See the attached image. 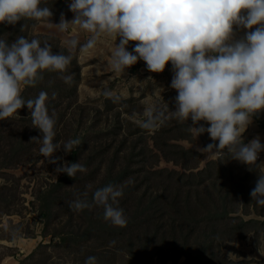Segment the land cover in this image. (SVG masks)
Returning <instances> with one entry per match:
<instances>
[{
  "label": "rangeland",
  "instance_id": "obj_1",
  "mask_svg": "<svg viewBox=\"0 0 264 264\" xmlns=\"http://www.w3.org/2000/svg\"><path fill=\"white\" fill-rule=\"evenodd\" d=\"M70 3L71 0H42L41 6L51 8V18L0 24V27L7 26L0 38L9 43L18 36L36 38L41 46L45 41L51 44L54 54H71L72 61H76L64 73L74 74L70 85L60 79V73L45 72L43 80L35 87H23L22 97L34 99L41 91L48 94L47 110L55 120L53 142L62 146L69 139L81 140L71 153L66 154L61 148L54 158H63L59 164L79 162L87 169L77 172L75 177L56 172L58 164L49 163V158L39 152L41 143L32 140L42 137V133L33 127L26 105L11 117L0 120V264H18L19 258L26 257L40 243L48 244L38 249L40 264H84L89 256L96 257L98 264H141L140 260L142 264L147 261L154 264H264V206L257 205L250 195L258 176L264 175V151L256 162L262 165L260 167L232 159L227 149L219 157L202 153L198 149L213 141L207 132L197 137L190 131L191 137H183L192 124L190 119L180 122L170 118L163 123L157 120L155 127L144 128L147 109H153V116L160 112L167 115L168 109L175 111L178 93L170 87L174 75L171 63L164 72L154 73L148 71L143 60H138L123 74L116 73L110 61L119 38L108 36L101 37L88 54H81L79 47L89 34L77 26H70L67 32H60L54 26L60 22L61 14L68 21L74 18L68 7ZM73 38L79 41L75 49L66 43ZM135 43L130 42L129 51ZM76 67L80 72L78 81ZM105 91L112 93L111 98L104 96ZM259 115L264 120V112ZM200 123L210 126L203 121ZM257 136L264 145V127L253 117L243 133V142L248 143ZM165 142H175L198 153L181 151L178 146L168 147ZM208 167L213 171L212 178L200 186L189 185L188 181L183 183L184 180L198 183L200 177L208 175ZM161 168L184 172L186 177L177 181L149 172ZM200 169L205 170L204 174L191 175ZM239 178L245 180L240 183ZM228 179L233 180L232 185ZM214 181L227 182L226 187H229L224 194L231 211L221 220L209 215L217 209H225L218 200V189H212L209 197L196 193ZM109 184L123 187L117 206L127 210L125 226H114L106 221L102 207L82 211L69 207L78 197L84 199L85 192L91 202L92 193ZM126 185L134 186V191L128 194ZM235 186L238 196L231 191ZM188 189L193 195L185 191ZM135 195L138 198H134ZM147 204L152 206L144 214L141 210ZM147 217L164 223L160 231L163 236L171 234L167 231L168 225L175 220L182 226L177 237H183L184 245L175 246L178 241L173 242L171 238L159 256L150 251L143 253L142 259L136 258L134 252L131 255L134 247L130 244L141 236L139 232H144L148 224L139 230L128 226V220L131 218L135 223ZM107 224L110 229L106 235ZM112 229L115 235L110 233ZM190 229L191 233L187 234ZM111 241L115 244H110ZM211 243L214 246L208 247ZM178 248L190 256L186 259L178 253L175 259L165 258L175 256ZM105 249L110 254L101 255ZM209 257L212 259L204 262Z\"/></svg>",
  "mask_w": 264,
  "mask_h": 264
},
{
  "label": "clouds",
  "instance_id": "obj_2",
  "mask_svg": "<svg viewBox=\"0 0 264 264\" xmlns=\"http://www.w3.org/2000/svg\"><path fill=\"white\" fill-rule=\"evenodd\" d=\"M41 5L42 0H0V24L51 18V8ZM68 7L74 18L68 21L61 14L54 26L60 32L77 26L89 34L79 47L81 54H88L101 37L108 36L119 38L110 61L116 73L123 74L138 60L154 73L164 72L171 63L174 75L170 87L178 93L175 111L168 109L167 115L160 112L153 116V109H147L144 128L155 127L157 120L190 119V131L197 137L207 132L213 141L198 151L219 157L227 149L232 159L262 166L256 164L264 151L259 136L244 143L243 133L253 117L264 112V0H71ZM241 29L247 31L237 38ZM130 42H136L132 51L128 50ZM66 43L75 49L79 41L73 38ZM72 59L71 54H54L47 41L41 46L36 38L18 36L12 43L0 38V120L26 105L33 127L42 133L32 139L41 143L40 154L49 158V163L58 164L57 173L69 177L86 172V167L79 162L59 164L63 158H54V154L61 148L71 153L81 140L69 139L62 146L54 143L55 120L47 110L48 94L41 91L36 98L24 100L22 90L35 87L45 72L60 73V79L70 85L74 74L64 73ZM103 94L112 96L110 91ZM52 95L55 98L56 94ZM87 195L83 193L85 198L78 197L69 207L75 211L102 207L106 221L118 227L127 224L124 210L117 206L122 186L96 189L91 202ZM250 195L257 205L264 206V175L258 176ZM84 264H97V258L89 256Z\"/></svg>",
  "mask_w": 264,
  "mask_h": 264
},
{
  "label": "trees",
  "instance_id": "obj_3",
  "mask_svg": "<svg viewBox=\"0 0 264 264\" xmlns=\"http://www.w3.org/2000/svg\"><path fill=\"white\" fill-rule=\"evenodd\" d=\"M5 24L7 25V23H5ZM6 27L7 26H5V25H1V27H0V34L2 33V31H5L6 30L5 29ZM8 27H9V25H8ZM74 62L76 63V61L73 60L71 62V64H73ZM75 72L76 73L78 72L77 73V77H76V79L78 81V79L80 78V72H79V68L78 67H76ZM72 91H74V90H72ZM254 117H256V119L260 122L261 126L264 127V120L261 118V116L260 115H257V116H254ZM191 136H192V134H191V132L189 130L188 133L185 134L183 137H185L186 139H188ZM165 145L168 146V147H170V146L171 147L178 146L179 149L181 151H184V152H194V153H198L194 149L185 148L184 146H182L180 144H177L175 142H170V143H168V142L166 143L165 142ZM156 146L159 147L160 145H158L156 143ZM208 168H209L207 170L208 175H205V176L203 175L202 177H200V180L198 181V183L197 182L196 183H193L190 180H184V178L186 177V175L184 174V172H179L178 170H175V169H171V170H169L167 168L151 169L149 172H150L151 175H155V174L160 173V175L163 176V177H165V178H171L172 177V178H175L177 181L184 180V182H183L184 184L188 181V184L189 185L195 184V185H199L200 186L201 184H203V182H205L206 179L212 178L213 171L211 170L210 167H208ZM204 171H205L204 169H200L197 173H194V174H191V175H193V176H195V175L196 176H199V173L204 174ZM245 178H239V182L241 183L242 180H245ZM228 181L232 185L233 180L228 179ZM227 185H228L227 182L218 183V181H214V182H212V183H210V184H208V185H206L204 187H201L196 192L198 195H200V193H202V197H209L210 196V193L212 192V189H214V188H217L218 189V191L220 192V195L218 197V200H219L221 206L224 207L225 209H223L222 211H219L217 209V210H215L214 213L209 214V215L213 216L214 219L221 220L223 217H225L226 215H229L230 214L231 208L230 207L229 208L227 207L228 204H227V201H226V196L224 194L225 191H227V189L229 188V187H226ZM126 186H128L127 187V193L128 194H130L132 191H134V186H129V185H126ZM237 186H238V184H237ZM237 186H235L234 188L231 187L232 188L231 191L233 192V194H235V195L238 196L240 194L237 193V190H238V187ZM135 187H137V186H135ZM177 188H179V187H177ZM185 191L188 194H192L193 195L191 189H188V190H185ZM142 196L143 195H141L140 198H142ZM241 197H243V196L241 195ZM134 198H138V195H135ZM242 201L243 202L245 201L244 200V197L242 198ZM151 206L152 205L147 204V206H145V208L143 210H141V212L145 214L148 210L151 209ZM126 211L127 210L125 209L124 210V213H127ZM44 214H46V213H44ZM135 217H137V216H135ZM132 221H133V219L131 220V218L128 220V226H130V227L136 226V228H138L139 230L141 228H143L146 224H148L146 228H143L144 232H142V231L139 232L141 234V236L139 238H137L135 241H133L132 244H130V246L133 245V247H134L133 250H132V252H131V255H133V252H134L136 258L142 259L143 253H146V251H150L152 254H155V255H158L159 256L160 253H161V251H162L161 250L162 247L167 246L168 243L170 242L171 238H173V242L178 241V242H175L174 243L175 246H178L179 247L182 244L184 245V239H183V237L182 236L181 237L180 236L177 237V234L180 233V229H182V226L180 227V225L177 224V222L175 220L171 224L168 225L169 228L167 229V231L168 232H171V234L169 236H163L161 234L160 231L162 230V228H163L162 226H163L164 223L158 222V220H156L154 218H152V220H151V219H148V217H147V218H145V220H141V221H138V222H135V223H132ZM187 221H190V220L188 219ZM95 222H96V220L93 221L92 223H95ZM241 222L242 223H247L246 220H241ZM105 226H107V228H105V229H107V231H106V235H107L108 230L110 229V227L108 226V224L105 225ZM191 229L188 230L187 234L191 233ZM110 233L111 234H114L113 229L110 230ZM40 246H45L46 247V246H48V244L47 243H42V244L40 243L39 246L36 247L35 249H33V251L30 254H28L26 257L19 258V263L18 264H40V259L41 258L40 259L37 258L38 249H39ZM210 246H214V243H211L208 247H210ZM106 249L102 251L101 255H104V253L110 254L109 253L110 251L109 250H106ZM168 249H170V247ZM94 253H96V252H94ZM178 253H181V254L185 255L186 256V259L190 256V254L187 253V252H185L184 249L178 248L175 256H173V257L170 256V257H165V258L166 259H168V258L169 259H171V258L172 259H175V257H177V255H178ZM221 255H223L222 252H221ZM200 259H202V258H200ZM210 259H212V257H209V259L205 260L204 262H209ZM98 261L99 260H97V264H98ZM141 262L143 263L142 260H140V263ZM146 264H154V263H152L151 261H147ZM187 264H188V262H187ZM204 264H206V263H204Z\"/></svg>",
  "mask_w": 264,
  "mask_h": 264
},
{
  "label": "crops",
  "instance_id": "obj_4",
  "mask_svg": "<svg viewBox=\"0 0 264 264\" xmlns=\"http://www.w3.org/2000/svg\"><path fill=\"white\" fill-rule=\"evenodd\" d=\"M245 31H247V30H243V29H241V30H237V38H241V37H243ZM261 134H263V133H261ZM260 136H261V135H260ZM262 154H264V152H263Z\"/></svg>",
  "mask_w": 264,
  "mask_h": 264
}]
</instances>
